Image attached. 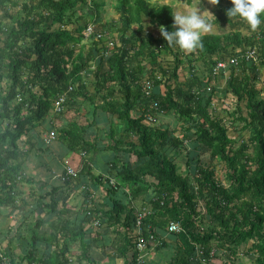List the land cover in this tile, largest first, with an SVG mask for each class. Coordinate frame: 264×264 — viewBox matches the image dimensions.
I'll return each instance as SVG.
<instances>
[{
  "label": "trees",
  "instance_id": "16d2710c",
  "mask_svg": "<svg viewBox=\"0 0 264 264\" xmlns=\"http://www.w3.org/2000/svg\"><path fill=\"white\" fill-rule=\"evenodd\" d=\"M10 2L17 7L0 0L7 14ZM19 5L11 24L0 19V213L28 209L14 233L0 229V264H96L93 250L110 253L109 247L113 258L135 264L139 232L161 239L158 250L169 238L175 246L169 264H193L198 245L209 258L215 249L234 256L249 241L264 264V96L258 88L264 21L254 30L227 15L232 0H219L209 19L215 31L186 52L168 45L160 30H174L170 4L118 0L120 19L111 23H102L104 0ZM146 17L158 27L156 37L146 31ZM93 20L94 32L86 36ZM109 39L116 45L106 55ZM249 49L258 60L244 57ZM231 57L241 61L219 88L226 75H214L213 68ZM64 93L59 113L55 101ZM161 114L178 118L183 137L156 123ZM44 126L57 133L61 160L80 154L76 177L65 170L58 180H36L26 172L33 152L43 164L56 157ZM98 130L116 156L106 176L92 165ZM233 130L249 136L238 138ZM187 141L200 150L195 161L182 148ZM178 150L182 164L170 155ZM100 188L108 203L94 199ZM76 193L86 197L80 209L70 205ZM145 207L152 212L138 226V208ZM173 221L184 231H169Z\"/></svg>",
  "mask_w": 264,
  "mask_h": 264
},
{
  "label": "rangeland",
  "instance_id": "374dc122",
  "mask_svg": "<svg viewBox=\"0 0 264 264\" xmlns=\"http://www.w3.org/2000/svg\"><path fill=\"white\" fill-rule=\"evenodd\" d=\"M12 1L18 3V5H17V7H15L10 2V4H8V7L10 9L9 14L5 13V11L2 9V7H0V19H3L4 21L6 20V22H9V24L12 23V21H11L12 17L13 16H15V17L17 16V11L20 9V5L19 4H21L25 0H12ZM149 1L152 4H156V5H163V4L176 5V6L180 7V9L182 11L184 10L185 6L191 7L193 4H195L197 6H201V10L202 11L203 10H209L213 14H214L215 5H216V4L211 3L210 0H194L192 5H188L187 3H185L184 0H149ZM117 4H118V0H104V6L100 10L101 11V16L103 17L102 23H104V22L111 23V22H114V21L115 22L119 21L120 14H119V11H118V9L116 7ZM86 8L88 10V15H91L89 13L90 12L89 11L90 10L89 9L90 6H87ZM174 11H175V8H174ZM211 12L207 13V18L208 19H212L214 17V15ZM95 21L96 20H93V22H91L90 24H96L97 22L95 23ZM145 24H146V31H150L156 37L157 33H158V31H157L158 27L153 25V24H151V19L148 18V17L145 18ZM212 31H215L214 27H213ZM85 35L88 36L87 32H86ZM106 36L104 35L105 39L107 38ZM109 40H111V39H109ZM184 72L185 71L182 72L183 76H185ZM226 79H228V76H226V78L224 80L220 81L221 86H219V88L224 86V83L226 82ZM4 83H6V80H4ZM258 88L260 89V94L264 96V69L261 70V76H260V79L258 81ZM217 97L219 98L220 102L223 99H225V97H223V95H222V93L220 91H218L216 93V99H217ZM227 101H229V100H227ZM156 123L158 125H160L161 127H163V128H170L174 132L175 136L183 137L182 129H181V122H179L178 118L175 115H173V114H169V115L161 114V115H159L158 121ZM48 128H50V126H48ZM44 129L46 130V133L43 132V133H45L44 135L48 136L50 131L47 132V128L45 126H44ZM90 131H92V130H90ZM232 132H233L232 135L238 136V138L241 137V138H245L246 139L249 136V132L248 131H244V130H241V131L233 130ZM91 134H92V132H90L88 137H90ZM104 134H105L104 130L103 131L102 130H98V136L100 138V143H99V147H100L99 149L100 150H106L105 147L108 144L105 140H103ZM190 134H193V132H190ZM56 135H57V133H56ZM184 145H185V147H182V148H185L186 151H187V154L189 155V157L195 161L196 157L198 156V154L200 152V150L195 148L193 143H190L189 141L185 142ZM179 154H180L179 150L176 153L170 152V155L177 157L178 161L182 164V163H184V161L181 160V158L179 157ZM47 158H48L47 161H49V163L52 164L54 167H58L59 166L57 162H59L60 160H56L55 161L52 158V156H49ZM75 159H78V158L73 156V157H69L68 159L66 158L64 160L68 161L69 162V163L67 162L68 164H70V165L73 164L74 165V164H76V162H74ZM216 163H218V162H216ZM77 165H78V167L80 166L79 161H78ZM223 166H224L223 163H222V165L219 164V166H218L220 175H223L222 174V167ZM182 168L185 169V165L184 164L182 165ZM74 169H76V168H74ZM126 196L127 195L125 194L124 197H126ZM83 198L85 200L86 197H84L82 194L76 193L72 197L70 203L71 204L75 203L77 201V199L82 203L83 202V200H82ZM104 198H107L106 197V193L104 191H101L99 198H97L95 200H96V202L100 201V203H102ZM108 202L109 201H107V203ZM137 206L138 207H142L143 206L142 201H139L137 203ZM27 209L28 208H25L24 211L21 212L22 214H18L17 213L19 216H21V217H19L20 219H22V217L25 215ZM138 209H145V211H147L149 213L152 212V209L150 207L138 208ZM9 213L12 215L10 210H6V211L2 210L1 213H0V229H2L3 231L8 232V234L11 233L10 231H12V233H14V227L16 225V224L12 223L13 221L11 222V219H10L11 216H10ZM7 215H9V216H7ZM10 225L13 228H10L11 227ZM252 246H253V248H252ZM254 250L255 249H254L253 241H249V242L243 244L242 247L240 248L238 254L234 255V256L231 255L228 252H224L222 249H215L213 251V255L214 256H211L210 258L206 257L205 254H202V256L206 259V262L204 263L202 261V259H201V256L199 255V252L202 251V249H201V246L198 245L197 246V250H196V256L193 258V264H258V262L256 260L257 259L256 253H255L256 250L255 251ZM107 251H109V252L111 251L112 252L110 247L107 249ZM131 252H133V251H131ZM172 252H173V254H172ZM139 254L140 253L138 251L137 259H138ZM148 254H149V249L145 250L143 252V261H141V264H148L149 263V262H147V260H148L147 258L148 257L151 258L153 261H155L154 263H157V264H169L171 259H172L171 257H173V255H174V251H171V247H170V248H164V249H161V250L156 249L155 251L151 252L150 256ZM92 255H93V257L95 259H97L96 264L98 262L100 264H104V263H107V262L110 264V261L106 260L107 256H105L106 257L105 258L104 255L99 254V251L96 250V249L93 250ZM129 255H132V254L129 253ZM129 258H130V256H129ZM137 261H136L135 264H137ZM117 263L118 264H125L123 259L117 260ZM85 264H87V263H85Z\"/></svg>",
  "mask_w": 264,
  "mask_h": 264
},
{
  "label": "clouds",
  "instance_id": "9594fccd",
  "mask_svg": "<svg viewBox=\"0 0 264 264\" xmlns=\"http://www.w3.org/2000/svg\"><path fill=\"white\" fill-rule=\"evenodd\" d=\"M210 2L218 4L219 0H210ZM232 5L227 10V15L230 18H242L252 29L255 30L264 21V0H232ZM167 7L175 8V11H171L174 30L169 31L167 26H160L168 45L179 46L186 52H193L202 47V37L213 29V24L207 18V13L211 11H202L201 6L195 4L191 7L185 6L183 11L176 5Z\"/></svg>",
  "mask_w": 264,
  "mask_h": 264
},
{
  "label": "crops",
  "instance_id": "0c3cea01",
  "mask_svg": "<svg viewBox=\"0 0 264 264\" xmlns=\"http://www.w3.org/2000/svg\"><path fill=\"white\" fill-rule=\"evenodd\" d=\"M226 76H228V75H226ZM226 76H225V78H226ZM225 83H224V85H225ZM222 87H224V86H222ZM49 131L51 132L52 129L47 127V132H49ZM44 134H43V137H45ZM49 144H53V148L55 150L54 153L56 155V157H54V160L55 161L56 160H60L59 162H57L59 166L58 167H54L52 164L49 163V161H47V159H46V163L43 164L41 158L38 155H34L35 152H33L31 157L29 158L28 162L26 163L27 166L25 165V170L28 173V175L35 177L36 180H40L44 176H45L44 180H46V179H48L50 181L52 179L54 181L58 180L62 176L63 172L66 170V167L77 168L78 167V165H77L78 161H79V164H80V157H81L80 154H78V153H68L67 155H65L64 159H66V158L68 159L69 157H73V156L78 158V159L74 160V162H76V164H74V165L71 164L70 165V164H68L69 163L68 161H65L64 159L61 160V158H59V154L64 152V150L60 149V147L58 146V142L55 140V141H53V142H51ZM46 145H48V144L46 143ZM106 150H100L99 152H97V154L95 155V159L92 162V165L94 167V172L96 174H101L103 176H106V175L109 174V163L112 162V160H114L115 157H116L114 151H112L110 149H106ZM101 191H103V188H100V190H97L95 192V195L93 196L94 199L99 198ZM121 192L122 193H119V198H121L122 201H123L124 200V196H125L126 193L123 190H121ZM82 200L84 201V198ZM107 200H108V198H104L103 202H107ZM99 202L100 201H98V203ZM70 205H72L73 207L79 205L77 207V209H80L82 207V204H81V202L78 199H77V201L75 203H72ZM6 210L7 209H5V211ZM11 213H12V215L10 214L11 222L13 221L12 223L16 224V222H18L20 220L19 217H21V216H19L15 212H11ZM19 214H22V213H19ZM167 240H168L169 243H168V247H166V248H170L171 247V251H174V247H175L174 244L171 241H169V238ZM96 250L99 251V254L104 255V257L107 256L108 259L106 257L105 258H106V260L110 261V264H118L117 260L121 259V258H113L112 257V252L108 253L105 250H101L99 248H97ZM155 250H156L155 247H151L149 249V254L148 255L150 256L151 252L155 251ZM172 254H173V252H172ZM147 259H148L147 262H149L148 264H157V263H154L155 261H153L151 258L148 257ZM98 264H100V263L98 262ZM104 264H109V263L107 262V263H104Z\"/></svg>",
  "mask_w": 264,
  "mask_h": 264
},
{
  "label": "built area",
  "instance_id": "2783aa9c",
  "mask_svg": "<svg viewBox=\"0 0 264 264\" xmlns=\"http://www.w3.org/2000/svg\"><path fill=\"white\" fill-rule=\"evenodd\" d=\"M94 28H95V24H90L87 27V35L89 36L90 34H92L94 32ZM116 45V42L113 40H110L108 42V51H106V55L109 54V51L111 49H114ZM244 57L247 60H254L256 61L259 58V54L257 53V51L255 49L252 50H247V52L244 54ZM241 61V59L239 57H231L230 59H219L215 65V67L213 68V74L214 75H219L221 72H223L225 75L228 73L229 69L231 66H237L239 64V62ZM157 75V74H156ZM159 77V76H158ZM146 88H147V93H150V90L153 88V83L152 81L148 80L146 83ZM69 90H73L72 87H70ZM68 96L67 93L61 94L57 97L56 101H55V107L54 110L56 112H62L64 110V104L67 100ZM152 120V119H150ZM45 138L47 139V141H51V140H55L57 139V135L55 133V131H51L49 133L48 136H45ZM66 174L67 175H72L74 177H76L78 175L77 169H74L72 167H66ZM112 184L115 185V181L114 179L111 180ZM147 214V212L145 211H139L138 213V218H137V225L141 226L142 220L144 218V216ZM98 224V222H97ZM169 230L171 232H175V233H180L182 231H184L182 225L178 222H171L169 225ZM154 236L151 235L150 236V242L154 241ZM147 244H148V240L141 235V232L138 233V238H137V250L139 251V256H138V261L137 264H141V261H143V252L146 250L147 248ZM203 252L200 251L199 255L201 256L202 261L205 263L206 259L202 256Z\"/></svg>",
  "mask_w": 264,
  "mask_h": 264
},
{
  "label": "bare ground",
  "instance_id": "6f19581e",
  "mask_svg": "<svg viewBox=\"0 0 264 264\" xmlns=\"http://www.w3.org/2000/svg\"><path fill=\"white\" fill-rule=\"evenodd\" d=\"M130 200H132V199L130 198ZM139 211H145V209H143V210H142V209H138L137 212L139 213ZM145 212H147V211H145ZM148 213H149V212H147V214H148ZM147 214H146V215H147ZM146 215H145V216H146ZM145 216H144V218H145ZM137 218H138V214H137ZM144 218H143V219H144ZM97 222H98V221H96V223H95L96 225H98ZM173 222H175V221H173ZM98 223H99V222H98ZM178 223H180V222L178 221ZM180 224H181V223H180ZM169 225H170V224H169ZM169 231H170V230H169ZM151 235H153V236H154V239H155V240L152 241V242H150V236H151ZM147 240H148V244H147V248H146V250L150 249L151 247H155L157 244H161V243H162V240H161V239H157V238L155 237L154 234H150V235L148 236ZM149 244H151V245H149ZM136 248H137V247H136Z\"/></svg>",
  "mask_w": 264,
  "mask_h": 264
}]
</instances>
